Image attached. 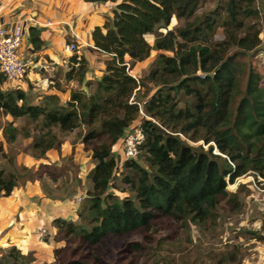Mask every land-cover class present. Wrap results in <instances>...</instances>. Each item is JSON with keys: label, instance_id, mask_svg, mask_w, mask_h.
I'll use <instances>...</instances> for the list:
<instances>
[{"label": "trees", "instance_id": "1", "mask_svg": "<svg viewBox=\"0 0 264 264\" xmlns=\"http://www.w3.org/2000/svg\"><path fill=\"white\" fill-rule=\"evenodd\" d=\"M86 1L115 4L103 26L92 32L96 50L111 56L101 78L86 79L88 60L76 50L65 74L79 84L70 98L62 103L59 96L44 95L35 102L25 90L8 87L0 70V110L37 123L40 133L33 146L42 156L61 145L57 131L77 130L95 162L78 213L81 222L53 220L67 238L54 249L57 264H107L109 241L121 242L125 257L132 252L136 259L150 255L155 230H172L177 236L190 224L206 230L210 222L216 223L224 200L233 209L241 207L227 181L233 183L248 172L264 177V89L249 80L242 87L237 57L262 44L264 0H219L213 10L203 12L204 0ZM214 15L237 30L231 40L236 52L224 56L212 47L208 31L216 24ZM174 17L184 24L160 31ZM148 34L155 36L154 44ZM30 39L34 49L43 44L33 27ZM152 50L160 51L156 64L143 78L134 77L127 57L141 62ZM148 84L155 91L137 99ZM141 109L145 140L139 157L121 167V182L127 187L120 197L112 190L120 169L114 148L140 119ZM17 132L10 126L8 138L15 140ZM182 136L202 143L192 145ZM16 186L14 174L0 170V195H11ZM228 256L236 260V254ZM0 264L34 263L13 247Z\"/></svg>", "mask_w": 264, "mask_h": 264}, {"label": "rangeland", "instance_id": "2", "mask_svg": "<svg viewBox=\"0 0 264 264\" xmlns=\"http://www.w3.org/2000/svg\"><path fill=\"white\" fill-rule=\"evenodd\" d=\"M218 1L204 0L199 12L213 10ZM214 16L216 24L208 31L212 47L224 56L236 52L231 40L237 30L227 25L222 16ZM183 24V19L174 17L169 26L159 29L167 32ZM146 38L151 44L156 39L153 34L146 35ZM261 38L262 44L255 52L237 56L241 65L242 87L249 80L253 86L264 89V31ZM159 53L158 50H152L147 59L134 63L127 57L133 76L139 79L146 76L156 64ZM165 53L172 54L171 51ZM154 91L155 87L148 84L138 91L136 98L140 99L143 94H152ZM10 126L18 128L17 137L12 141L8 138ZM36 127L37 123L27 117L14 118L0 110V170L6 175L14 174L17 178V186L12 194L0 195V259L16 247L30 257L34 264H57L54 249L65 245L67 238L57 228L56 234L50 231L51 225H55L53 220L57 215H51L45 207L56 206L54 208L59 210L61 218L64 215L70 218V208L76 209L77 217L71 220L81 222L78 213L83 208L87 190L91 185L88 175L95 162L92 153L83 148L77 130L68 134L57 131L61 145L49 149L42 156L33 146L35 136L40 133V130H35ZM187 142L196 146L202 143L191 140ZM118 147L115 146L114 152L119 150ZM204 147L207 148V145ZM214 152L219 153V150L215 147ZM117 156H120V169L115 173L112 190L122 197V188L127 187L121 182V167L125 160L120 153ZM227 184L229 191L236 192L241 207L233 209L232 204L224 200L215 219L216 223L210 222L206 230H201L194 224L188 225L181 236H177L172 230H155V241L148 245L150 255L138 259L133 252L126 257L124 253L121 254L124 248L121 242L109 241L104 254L105 262L263 264L264 177L248 172L233 183L227 181ZM42 208L44 211L40 213ZM139 238L135 237L137 240ZM128 240H124L125 244ZM230 252L236 254L235 261L228 258Z\"/></svg>", "mask_w": 264, "mask_h": 264}, {"label": "crops", "instance_id": "3", "mask_svg": "<svg viewBox=\"0 0 264 264\" xmlns=\"http://www.w3.org/2000/svg\"><path fill=\"white\" fill-rule=\"evenodd\" d=\"M114 6L112 2L86 0H0V22L10 24L17 20L24 21L26 29L22 52L32 59V66L24 79L6 82V85L25 90L35 102H40L44 95H56L64 103L70 98L71 89L79 85L77 81L67 80L65 76L70 70V58L74 54L69 49L71 43H75L77 53L88 60L86 79L101 78L111 56L96 50L92 32L96 26H103L107 17L112 15ZM32 27L43 41L39 49H34L31 43ZM83 88L87 90L85 86ZM121 140L117 144V154H121ZM54 207L46 206L45 209L51 215L56 214L55 218L61 217L59 210ZM75 210L70 208V218L66 215L63 217L75 219ZM43 211L42 208L40 213ZM56 228L51 225L50 231L56 234Z\"/></svg>", "mask_w": 264, "mask_h": 264}, {"label": "built area", "instance_id": "4", "mask_svg": "<svg viewBox=\"0 0 264 264\" xmlns=\"http://www.w3.org/2000/svg\"><path fill=\"white\" fill-rule=\"evenodd\" d=\"M26 25L23 20L6 23L0 22V70L5 76L6 82L22 80L32 66V59L22 52ZM72 52L78 50L75 43L69 45ZM142 117L128 128L121 140V156L124 160L137 159L140 147L145 140L141 127L142 118L145 116L143 109L140 110ZM244 176V175H243ZM264 264V255L262 258Z\"/></svg>", "mask_w": 264, "mask_h": 264}]
</instances>
